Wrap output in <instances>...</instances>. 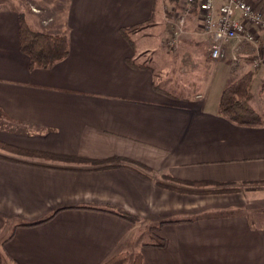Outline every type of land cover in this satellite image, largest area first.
Instances as JSON below:
<instances>
[{"label": "crops", "instance_id": "1", "mask_svg": "<svg viewBox=\"0 0 264 264\" xmlns=\"http://www.w3.org/2000/svg\"><path fill=\"white\" fill-rule=\"evenodd\" d=\"M16 1L0 0V139L89 159L125 157L146 169L0 149V264H105L125 251L141 253L142 264H264V221H255L264 216V126L233 123L219 110L223 90L251 61L234 70L211 58L195 4L176 51L167 49L177 58L203 52L197 66L212 72L206 85L196 74L195 94L177 95L143 60L157 50L144 37L160 24L168 45L174 0H47L28 12L9 5ZM224 2L216 1V14ZM21 15L35 31L66 36L68 56L31 69ZM100 207L136 220L93 209ZM157 239L167 245H146Z\"/></svg>", "mask_w": 264, "mask_h": 264}, {"label": "trees", "instance_id": "2", "mask_svg": "<svg viewBox=\"0 0 264 264\" xmlns=\"http://www.w3.org/2000/svg\"><path fill=\"white\" fill-rule=\"evenodd\" d=\"M20 47L22 52L30 57V68L36 67H50L53 64L65 59L69 52V43L66 36L54 35L35 31L26 22L23 15L20 16ZM132 65L139 67H147L145 64H137L130 60ZM255 71L250 70L241 76L233 78L223 90L219 110L222 115L227 117L230 121L240 125L247 126H264V112H258L251 104L252 99V81ZM261 94L264 97V79L262 80ZM0 149L8 152L15 153L21 156H28L39 158L46 161L61 162L66 164H91L94 168H111L122 165H135L136 167L145 168L141 163L136 160L125 157H110L100 159H89L82 156L61 154L49 152L38 149L22 148L9 144L0 139ZM169 179L179 183L189 185L206 184L205 182H188L172 178V176H165ZM166 186L165 184H162ZM183 191V190H182ZM225 192H234L237 190H221ZM99 211L109 212L120 216L122 218L134 221L136 217L129 212L117 208L100 207L93 208ZM53 215L47 218L25 225H36L48 221ZM162 223L155 225L154 228L159 229ZM157 247H165L167 242L165 239H157L155 243H146ZM105 264H142V254L138 253L132 256L129 252L125 251L111 258Z\"/></svg>", "mask_w": 264, "mask_h": 264}, {"label": "built area", "instance_id": "3", "mask_svg": "<svg viewBox=\"0 0 264 264\" xmlns=\"http://www.w3.org/2000/svg\"><path fill=\"white\" fill-rule=\"evenodd\" d=\"M217 0H183L181 11L170 16L167 44L176 47L188 14L197 4L202 29L211 35L210 56L222 61L228 56V46L234 42L231 65L235 69L242 55L249 56L253 66L264 64V0H225L216 14Z\"/></svg>", "mask_w": 264, "mask_h": 264}, {"label": "rangeland", "instance_id": "4", "mask_svg": "<svg viewBox=\"0 0 264 264\" xmlns=\"http://www.w3.org/2000/svg\"><path fill=\"white\" fill-rule=\"evenodd\" d=\"M174 1H175V4H172V8L173 7L175 8L171 11V16L174 14V12L177 9L181 11L184 5L183 0H174ZM16 2L17 3L9 4V5L10 6L12 5L15 8H19V10L25 11V12L36 9L32 7V3H37V5H42L43 3H45L46 6L48 5L47 0L46 1L44 0H18ZM263 6H264V3H263ZM25 16L27 17L28 14L27 15L25 14ZM62 21H63L62 19H58L57 23L59 24ZM158 28L159 29H157L154 34L152 35L148 34L146 35V37H144V42L150 43L156 46L157 50L152 57H146L143 60H145V62L153 66L155 74L157 75V78L159 79L158 80L159 85L163 87L164 89L170 92H173L174 94L181 95V96L188 95V94H195V92L198 90L194 88L195 87L194 84H190V83L192 82L193 79H195L196 74L199 76V84H201L202 82L203 84L207 83L208 80H210V76L212 72L211 71L212 65L210 69L208 67L199 68L200 66H197L200 64L202 60L201 55L203 54V52L198 51V50L197 51L191 50V51H188L189 53L186 52L185 54L182 51L179 58L175 57L174 53L170 54L171 52H169L168 49L175 52L176 47L171 48V46L161 43L159 35L164 33V26L160 24L158 25ZM182 29L184 28L182 27ZM168 36H169V30H168ZM167 46H168V49H167ZM232 56L233 55L230 54L222 61L225 63L224 66L226 67L231 66ZM244 57L248 58V60L251 61L250 57L246 55H242L240 59H243ZM193 64H196V65L193 67ZM202 64H204V62H202ZM263 65L264 64H262V66H260L259 68H255L253 66V69H252L255 72L257 71V73L254 75V78L252 81L253 96L251 99V103L253 107L260 113L264 112V97L261 94L262 80L264 79V77L262 79V76L264 74V70H262L264 67ZM237 68L238 67H236L235 69ZM238 76H240V74H237L236 76L232 78H235ZM255 221L263 222L264 216L261 217L260 219L255 218Z\"/></svg>", "mask_w": 264, "mask_h": 264}]
</instances>
